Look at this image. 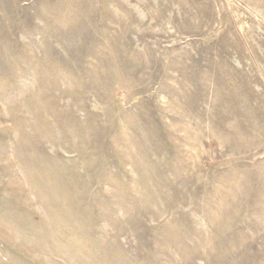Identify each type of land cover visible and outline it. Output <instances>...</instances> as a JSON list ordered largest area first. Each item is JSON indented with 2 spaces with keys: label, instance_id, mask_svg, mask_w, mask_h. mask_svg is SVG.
Listing matches in <instances>:
<instances>
[{
  "label": "rangeland",
  "instance_id": "obj_1",
  "mask_svg": "<svg viewBox=\"0 0 264 264\" xmlns=\"http://www.w3.org/2000/svg\"><path fill=\"white\" fill-rule=\"evenodd\" d=\"M0 264H264V0H0Z\"/></svg>",
  "mask_w": 264,
  "mask_h": 264
}]
</instances>
